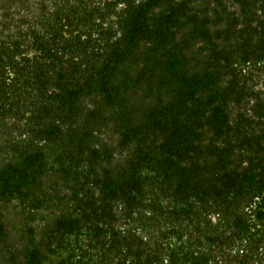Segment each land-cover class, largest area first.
Wrapping results in <instances>:
<instances>
[{"label": "trees", "instance_id": "trees-1", "mask_svg": "<svg viewBox=\"0 0 264 264\" xmlns=\"http://www.w3.org/2000/svg\"><path fill=\"white\" fill-rule=\"evenodd\" d=\"M0 129V243L264 264V0H0Z\"/></svg>", "mask_w": 264, "mask_h": 264}, {"label": "flooded vegetation", "instance_id": "flooded-vegetation-1", "mask_svg": "<svg viewBox=\"0 0 264 264\" xmlns=\"http://www.w3.org/2000/svg\"><path fill=\"white\" fill-rule=\"evenodd\" d=\"M0 216L3 218V214L0 213ZM9 217V216H4ZM1 219V218H0ZM11 219V218H10ZM8 223L5 225L7 236V241H2L0 243V264H26L25 254L27 251H35V250H41L44 254H47L48 256L44 259V264H59L58 258L56 257L55 253L52 251H49L47 246H54V242H51L47 240V234L44 230V225L42 227V224H36L34 226L35 234L34 232L29 231V233H26L25 226L22 224H16L14 222H9V219H6ZM11 224V225H10ZM23 226V227H22ZM38 226H41L42 228H39ZM23 229L22 233L15 235V231H20ZM34 230V229H33ZM35 236L37 239H35ZM11 239L9 240V238ZM41 264V263H39Z\"/></svg>", "mask_w": 264, "mask_h": 264}, {"label": "rangeland", "instance_id": "rangeland-1", "mask_svg": "<svg viewBox=\"0 0 264 264\" xmlns=\"http://www.w3.org/2000/svg\"><path fill=\"white\" fill-rule=\"evenodd\" d=\"M3 131L0 129V135L2 134L3 135V133H2ZM4 216H8V212H4ZM13 216H15L14 214H13ZM8 219H9V221H11V220H13L12 222H14V223H16V224H20V222L18 221V220H16V219H10V217H8ZM23 227V226H22ZM25 230V229H24ZM23 229H21L20 231H15L14 233H15V235H18V234H20V233H22V231H24Z\"/></svg>", "mask_w": 264, "mask_h": 264}]
</instances>
